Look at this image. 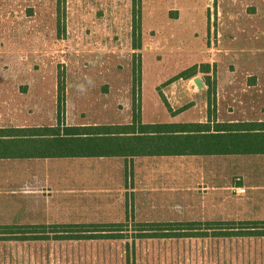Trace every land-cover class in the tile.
<instances>
[{"label":"rangeland","instance_id":"1","mask_svg":"<svg viewBox=\"0 0 264 264\" xmlns=\"http://www.w3.org/2000/svg\"><path fill=\"white\" fill-rule=\"evenodd\" d=\"M137 3L0 0V82L37 81L32 95L21 97L28 102L22 117L28 116L27 107L35 98V115L29 118L49 115L56 106L55 94L51 95L54 83L62 77L70 114L86 121L117 122L129 114L133 69L138 63L140 84L135 97L145 119L164 118L168 110L158 87L179 79L192 64L208 61L207 72L202 65L189 71L206 79H215V67L221 82L231 78L239 82L246 73L264 79V0H142V9ZM245 6L257 14L246 16ZM81 84L87 89L84 93L78 91ZM253 97L264 102V93ZM259 115L264 119V113ZM261 165L262 188L244 187L240 194L231 190L230 210L246 211L231 218L264 219V159ZM251 174L247 173L249 184ZM170 227L162 223L141 233L133 224L113 234L120 236L117 240H102L100 245L79 241L100 234L72 228L69 244L39 250L63 264H84L94 258H114L116 264H191L200 258L217 264L225 256L229 264H264V237H147L173 234ZM25 230L6 234L30 237ZM211 233L215 232L208 229Z\"/></svg>","mask_w":264,"mask_h":264},{"label":"crops","instance_id":"2","mask_svg":"<svg viewBox=\"0 0 264 264\" xmlns=\"http://www.w3.org/2000/svg\"><path fill=\"white\" fill-rule=\"evenodd\" d=\"M137 2L142 9V0ZM247 8L249 6L244 7L246 16L257 14L256 9L248 12ZM202 64L209 63L203 61L192 65ZM216 68L215 79L212 80L195 74L191 78L179 77L164 84L166 86L161 85L163 88L159 86L158 93L168 113L162 120L145 119L140 106V124L207 125L200 133L207 135L218 133L216 125L219 124L264 122L259 115L264 113V102L253 100V95L264 93V79L246 73L239 82L233 78L221 82ZM231 73L234 74L235 70ZM195 77L201 78L202 88L194 83ZM36 83L0 82V129L57 125V80L51 92L52 98L55 94L56 106L49 115L39 114V117L29 118L35 115L37 98L32 107H27L28 116L20 114L28 106L25 105L28 103L25 98L22 101L21 97L31 96ZM64 87L62 128L131 124L133 100L129 114L117 122L86 121L69 113L65 81ZM256 90L258 93H255ZM184 135L178 133L172 145H166L169 137H157L155 143H151L148 135L139 132L134 136L130 133L112 134L108 138L111 154H96L104 144L103 139L90 136L98 143L93 145L83 135L81 137L84 141L86 139V143L84 147H79L83 152L74 155L69 154L71 136L65 135L62 129L61 142L54 149L60 151L56 156L0 158V264H63L54 262L50 258L51 253L39 249L69 244L73 240L68 234L72 228L100 234L79 240L94 245H100L102 240H117L120 236L113 234L122 233L133 224L139 227L141 233L154 225H171L169 230L173 234L147 237H259L249 233L263 231L264 219L231 218L243 216L246 211H231L229 198L231 190L240 194L244 187L248 190L262 188L261 162L264 154L181 152L187 146L185 141L188 137ZM188 140L189 148H194V139ZM37 144L42 147L49 143L43 140ZM164 148L173 153L155 152ZM249 172H252L250 177L253 178L249 179L252 184L247 183ZM10 227H14L12 231L15 232L27 229L25 231L31 235L20 238L19 234H14L9 238L6 233ZM208 229L215 233L207 234ZM187 230L194 232L187 233ZM28 248L30 252L24 250ZM7 249L14 250L8 252ZM197 259L200 262L193 261L191 264H207L203 259ZM229 259V256L221 257L217 264H229ZM116 263L114 258H104L103 261L94 258L84 264Z\"/></svg>","mask_w":264,"mask_h":264},{"label":"trees","instance_id":"3","mask_svg":"<svg viewBox=\"0 0 264 264\" xmlns=\"http://www.w3.org/2000/svg\"><path fill=\"white\" fill-rule=\"evenodd\" d=\"M209 68V65H204ZM196 70V65L180 73L179 77L191 78L195 74L189 71ZM207 72V70H204ZM58 81L57 97V125L55 127H33V128H5L0 129V158H21V157H51L60 154L55 151V147L61 142L60 131L63 129L65 135H70L69 154L79 155L83 151L79 149L85 146V138H88L93 145H97L95 138L103 139V145L97 154H111L109 149L108 138L112 134H133L139 132L149 136L150 142L156 141L157 137H169L166 145H172L173 139L178 133L185 134L184 137L194 139L195 147L189 148V140L185 141V148L181 152L206 153V154H264V122H242V123H225L216 125L218 133L207 135L200 134L207 128V125L200 124H140V101L135 97V90L140 84V66L133 69V105H132V122L125 126H95V127H61L64 117V79L61 77ZM138 130V131H137ZM222 132V133H221ZM85 137V141L81 136ZM102 135V137H98ZM46 138H48L46 140ZM199 138V140H197ZM207 138V140H206ZM99 139V140H100ZM204 139V140H203ZM48 141L46 146H38V142ZM76 140H79L78 143ZM203 141H206L203 144ZM188 142V143H187ZM202 143V144H201ZM155 145V144H154ZM163 146V145H159ZM47 148V149H45ZM159 148V147H158ZM90 152V151H85ZM154 152V151H153ZM157 153H173L172 150L155 151ZM152 153V152H151ZM7 233H14V227H10ZM264 236V230L250 232ZM86 238H90L87 236Z\"/></svg>","mask_w":264,"mask_h":264},{"label":"water","instance_id":"4","mask_svg":"<svg viewBox=\"0 0 264 264\" xmlns=\"http://www.w3.org/2000/svg\"><path fill=\"white\" fill-rule=\"evenodd\" d=\"M194 83L196 84V86L198 88H202L203 87V82L201 81V78L200 77H195L194 78Z\"/></svg>","mask_w":264,"mask_h":264},{"label":"clouds","instance_id":"5","mask_svg":"<svg viewBox=\"0 0 264 264\" xmlns=\"http://www.w3.org/2000/svg\"><path fill=\"white\" fill-rule=\"evenodd\" d=\"M91 83H92V82L89 80V81H88V84L91 85ZM86 90H87V89H86V87H85L83 84H81L80 87H79V89H78V91H80L81 93L86 92Z\"/></svg>","mask_w":264,"mask_h":264},{"label":"built area","instance_id":"6","mask_svg":"<svg viewBox=\"0 0 264 264\" xmlns=\"http://www.w3.org/2000/svg\"><path fill=\"white\" fill-rule=\"evenodd\" d=\"M240 192H244V189H241V191Z\"/></svg>","mask_w":264,"mask_h":264}]
</instances>
